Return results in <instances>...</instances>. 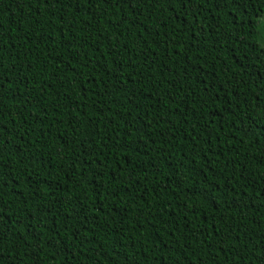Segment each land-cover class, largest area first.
<instances>
[{
  "label": "trees",
  "instance_id": "trees-1",
  "mask_svg": "<svg viewBox=\"0 0 264 264\" xmlns=\"http://www.w3.org/2000/svg\"><path fill=\"white\" fill-rule=\"evenodd\" d=\"M0 264H264V0H0Z\"/></svg>",
  "mask_w": 264,
  "mask_h": 264
},
{
  "label": "snow or ice",
  "instance_id": "snow-or-ice-1",
  "mask_svg": "<svg viewBox=\"0 0 264 264\" xmlns=\"http://www.w3.org/2000/svg\"><path fill=\"white\" fill-rule=\"evenodd\" d=\"M3 83H4V81H3V80H0V86H2V85H3Z\"/></svg>",
  "mask_w": 264,
  "mask_h": 264
}]
</instances>
